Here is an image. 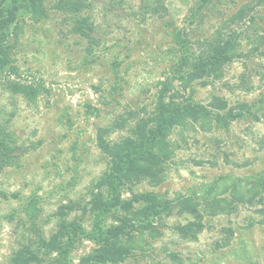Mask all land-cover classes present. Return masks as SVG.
Listing matches in <instances>:
<instances>
[{
	"label": "rangeland",
	"instance_id": "1",
	"mask_svg": "<svg viewBox=\"0 0 264 264\" xmlns=\"http://www.w3.org/2000/svg\"><path fill=\"white\" fill-rule=\"evenodd\" d=\"M51 1L46 0L45 16L21 17L9 41L10 63L0 71V142L15 149L10 165L0 169V264H13L24 235L39 229L50 238L60 220L82 222L87 231L75 242L71 264H83L100 248L87 235L93 190L109 169L97 147L98 129L114 126L109 140L118 141L153 116L163 95L205 107L214 97L231 107L247 103L259 119L246 117L225 129L216 125L218 112L207 110V119L176 128L165 182L127 187L126 201L148 193L169 200L201 195V188L221 177L230 184L264 174V55L250 54L253 47L246 41L242 58L226 67L222 80H196L185 88L181 79L188 70L181 65L183 39L210 38L253 0L212 4L200 15L199 0H165L164 15L146 14L145 0H92L102 42L91 54L87 41L67 32ZM258 14L256 26L264 34V6ZM10 74L34 85L38 96L30 101L7 91ZM238 208L230 215L207 216L196 241L174 231L191 217L177 208L162 236L144 243L146 253L137 250L122 264H264V202ZM225 229L234 234L226 247H218L228 236Z\"/></svg>",
	"mask_w": 264,
	"mask_h": 264
},
{
	"label": "trees",
	"instance_id": "2",
	"mask_svg": "<svg viewBox=\"0 0 264 264\" xmlns=\"http://www.w3.org/2000/svg\"><path fill=\"white\" fill-rule=\"evenodd\" d=\"M45 4L46 0H0V71H5L10 63L9 41L14 28L17 35L21 17L38 19L45 16ZM212 4L214 7L218 4L228 5L229 1L199 0L197 15ZM263 6L264 0L244 4L210 38L192 42L183 39L181 65L188 68L186 77H181L187 83L185 88L196 80H222L226 67L242 58V47L246 41L253 47L250 54L260 52L264 55V34L256 26L258 12ZM50 7L61 15L63 26L71 36L87 41V53L91 54L100 45L102 40L92 0H52ZM143 8L146 14L152 15H164L168 11L165 0H145ZM5 88L30 101L39 94L34 85L12 79V74L5 81ZM207 110L218 112L216 125L225 129L230 128L231 122L246 117L259 119L257 110L247 103L231 107L225 98L214 97L205 107L163 95L157 102L153 116L138 121L129 129V134L118 141L109 140L114 126L98 129L97 147L109 161V169L95 184L90 202L92 229L87 235L100 248L83 264H122L136 256L137 250L146 253L144 243L149 244L148 240L162 236L161 229L166 227V219L174 215L177 208L180 214L191 217L185 224H176L174 231L184 240L196 241L206 227L204 220L207 216L230 215L239 209V204L253 206L264 202V174L235 179L230 184L226 183L228 178L221 177L201 188V195H179L169 200L148 193L133 197L132 202L124 199L127 187L132 188L142 182L154 187L165 182V164L174 155L170 141L172 132L192 121L207 119ZM13 152L15 149L5 141L0 142L1 170L10 165ZM222 184L225 187L221 188ZM227 193L231 194V200L227 199ZM136 204L141 206L136 207ZM35 209L36 206L31 211ZM117 212L122 213L116 215ZM260 212L264 213V209ZM109 219L116 221V224L108 225ZM224 231L228 236L218 247H226L234 234L231 229ZM86 233L82 222L66 220H60L57 232L50 238L35 229L32 236L24 235L25 242L15 252L12 263L71 264L69 258L75 242ZM170 255L173 260L178 258L174 252Z\"/></svg>",
	"mask_w": 264,
	"mask_h": 264
}]
</instances>
